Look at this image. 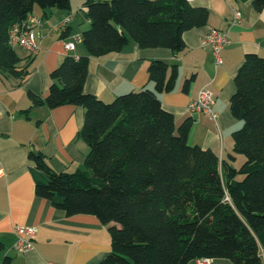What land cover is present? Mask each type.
<instances>
[{
  "label": "trees",
  "instance_id": "obj_1",
  "mask_svg": "<svg viewBox=\"0 0 264 264\" xmlns=\"http://www.w3.org/2000/svg\"><path fill=\"white\" fill-rule=\"evenodd\" d=\"M36 7L45 16L54 9L70 13L71 0H0L2 75L22 81L30 75L9 36ZM253 7L264 11V0H254ZM84 12L91 22L82 38L87 55L66 57L51 74L48 95L31 94L30 100L31 108L82 107L80 136L90 152L83 169L58 173L44 154L31 149L37 197L68 217L91 215L105 226H119L110 227L111 252L100 264H189L202 258L262 264L264 58L246 55L235 78L231 111L243 125L233 133L230 159L243 155L246 161L234 168L212 150L190 144L193 120L177 127L158 98L175 89L177 65L152 62L156 91L131 92L112 102L85 92L92 59L121 52L131 41L178 55L186 47L184 34L207 26L209 9L186 0H86ZM4 250L0 242V257Z\"/></svg>",
  "mask_w": 264,
  "mask_h": 264
},
{
  "label": "crops",
  "instance_id": "obj_2",
  "mask_svg": "<svg viewBox=\"0 0 264 264\" xmlns=\"http://www.w3.org/2000/svg\"><path fill=\"white\" fill-rule=\"evenodd\" d=\"M85 1L71 0L73 20L68 25L67 38L62 37L65 29L55 34H50V30L70 13L54 9L45 16L36 7L34 16L44 19L43 27L35 30L41 50L30 54L20 47L14 48L22 60L20 66H30V75L22 81L0 73V167L4 172L0 177V242L5 247L0 264L5 258H10L12 264H100L111 252L110 227L119 226H105L91 215L68 217L47 200L37 197L34 163L29 159V151L33 149L44 154L56 172L75 173L84 168L90 152L80 136L85 115L82 107L31 108L30 100L31 94L42 98L48 95L51 74L66 57L87 55L82 38L91 22L84 12ZM212 1L200 4L207 7ZM253 1L234 0L231 11L223 8L209 11L207 26L184 34L186 47L178 55L166 48L142 49L131 41L121 52L92 59L85 92L104 102H112L131 92L156 91L149 76L152 62L160 60L170 66L177 65L175 89L157 93L163 107L175 116L177 127L188 119L193 120L190 144L212 150L223 164L227 162L237 168L240 156L230 159L234 154L233 133L243 124L231 111L235 78L246 55L257 54L264 58V11L255 10ZM235 11L242 15L240 23L234 22ZM210 28L228 32L231 41L223 50L224 63L220 67L215 66L211 51L202 46ZM65 41L74 42L75 49L66 51ZM188 80H191L190 87L185 90ZM203 88L214 95L216 120L188 111ZM18 226L38 229L34 250L24 254L16 250L15 228ZM189 264L199 263L195 260ZM211 264L233 263L212 259Z\"/></svg>",
  "mask_w": 264,
  "mask_h": 264
},
{
  "label": "built area",
  "instance_id": "obj_3",
  "mask_svg": "<svg viewBox=\"0 0 264 264\" xmlns=\"http://www.w3.org/2000/svg\"><path fill=\"white\" fill-rule=\"evenodd\" d=\"M188 3L195 4L206 0H186ZM73 20V15L67 16L60 24L50 30V34L63 31L66 26ZM242 15L240 12H234V22L240 23ZM44 22L41 18L34 15L29 16L25 21L13 26L9 36V46L12 48L20 47L30 54H38L41 46L37 41L35 30L43 27ZM228 32L219 30L217 28H210L208 34L202 40V46L208 48L214 58L216 67H220L224 63L222 55L223 50L230 45ZM64 47L66 51L71 52L75 49V43L72 41H65ZM215 99L213 93L208 88H203L197 100H194L188 107V111L193 115H205L213 120L217 119V115L213 111ZM4 175L0 167V177ZM15 234L18 236L15 248L24 254L34 250V241L36 240L38 229L34 227L18 226L15 228ZM212 259L202 258L198 259L199 264H211Z\"/></svg>",
  "mask_w": 264,
  "mask_h": 264
},
{
  "label": "rangeland",
  "instance_id": "obj_4",
  "mask_svg": "<svg viewBox=\"0 0 264 264\" xmlns=\"http://www.w3.org/2000/svg\"><path fill=\"white\" fill-rule=\"evenodd\" d=\"M241 1V0H239ZM234 0H213L208 7L209 11H213V10H229L231 11V6L233 5ZM231 5V6H230ZM240 156V160L237 162L236 167L240 168L246 161V158L243 155H238ZM244 160V161H243ZM243 176H239L238 180H242ZM18 239V236H17Z\"/></svg>",
  "mask_w": 264,
  "mask_h": 264
}]
</instances>
